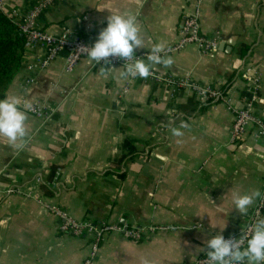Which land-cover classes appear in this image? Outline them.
I'll return each instance as SVG.
<instances>
[{
  "label": "crops",
  "instance_id": "crops-1",
  "mask_svg": "<svg viewBox=\"0 0 264 264\" xmlns=\"http://www.w3.org/2000/svg\"><path fill=\"white\" fill-rule=\"evenodd\" d=\"M43 1L6 0L0 10L20 23ZM196 8L213 51L187 45L150 71L219 89L228 102L125 77L124 67L101 71L88 58L66 71L65 49L43 68L47 49H25L2 99L15 97L21 111L25 97L42 101L50 114L42 122L26 113L16 144L0 137V264H83L87 240L59 232L47 206L96 225L158 228L138 241L103 234L93 264H193L211 236L244 227L263 190L264 140L253 126L234 140L231 109L250 104L264 121V0H55L35 26L95 41L108 16L131 14L143 41L138 56L176 44ZM256 191L239 214L233 193Z\"/></svg>",
  "mask_w": 264,
  "mask_h": 264
},
{
  "label": "built area",
  "instance_id": "built-area-1",
  "mask_svg": "<svg viewBox=\"0 0 264 264\" xmlns=\"http://www.w3.org/2000/svg\"><path fill=\"white\" fill-rule=\"evenodd\" d=\"M54 1L55 0H45L39 3L34 9H31L24 15L20 23L15 24H17L20 30L26 35L25 49H33L37 47H45L47 49L46 57L39 61L40 67L44 68L48 66L56 57L58 52L65 49L68 52V56L66 58L64 67L66 71H71L75 68V66L81 59L88 58L86 53L82 51L81 48L84 46H91L94 41H87L82 37L73 36L67 30H63L58 36L54 37L48 32L36 28L35 22L38 15L42 11V9H44L46 6H49ZM3 2L4 0H0V8ZM199 16L200 14L198 8H196L191 14L187 15L181 25V39L176 44L162 51L160 55L179 51L187 45L196 47L203 54L211 53L216 46V39L208 40L201 35ZM147 55V53H143L138 55L137 57L146 59ZM133 62V60L123 61L118 58H111V63L109 65H105L103 64V62L97 65L101 67L119 66L125 68L126 64H130ZM93 63L95 64V62ZM147 79L168 85L169 87H171L172 92L189 88L199 96L201 102H204L208 99H210L211 102L226 101V98L224 97L221 90L211 87L194 85L188 80L173 79L171 76L161 75L154 71H150V75L147 77ZM25 105H30V109L26 108ZM23 106L24 107L22 108L26 112L36 118H42L44 116H46L47 118L49 117L50 108L46 103L33 104L30 101H24ZM250 106V104H247L244 108L241 109H231L233 114L232 136L236 141H239V139H241L245 135L247 129L251 126L257 129L256 136L264 140V121L257 119L252 114ZM42 119L46 120L45 118ZM47 208L60 220L58 224L59 232L74 237H83L89 242L90 249L88 257L83 262V264H93L96 259V255L99 249V243L102 240L103 234L117 232L131 238L133 241H138L141 240V238L144 237L146 233H154L155 231H158V228L156 227L136 228L128 230L123 227L114 225H96L88 221L77 220L68 215L65 211L58 209L55 206H47ZM262 217H264V185L260 198L253 207L244 227L234 234L225 235V238H238L240 235L248 233L254 222ZM193 264H206L205 254L200 256Z\"/></svg>",
  "mask_w": 264,
  "mask_h": 264
},
{
  "label": "clouds",
  "instance_id": "clouds-1",
  "mask_svg": "<svg viewBox=\"0 0 264 264\" xmlns=\"http://www.w3.org/2000/svg\"><path fill=\"white\" fill-rule=\"evenodd\" d=\"M142 44L136 17L131 14H114L107 17L106 26L98 32L92 45L84 46L81 50L96 65L101 62L109 65L111 58L133 60V63L126 64L122 73L125 77L147 78L153 65L171 63L170 59H164L160 55L163 45L159 43L152 47L147 55L148 63H145L142 58L136 56ZM104 70L106 69L102 66L101 71ZM18 103L15 97L0 99V137L7 138L12 144L22 141L26 136L27 115L25 111L20 110ZM25 107L30 109L31 106ZM173 134L181 135L176 129H173ZM259 195L258 191L251 194L233 193L232 199L237 212L241 215L247 214L254 198ZM197 250L205 253L206 264H264V217L257 219L249 232L238 238H225L218 233L207 239L204 246Z\"/></svg>",
  "mask_w": 264,
  "mask_h": 264
},
{
  "label": "trees",
  "instance_id": "trees-1",
  "mask_svg": "<svg viewBox=\"0 0 264 264\" xmlns=\"http://www.w3.org/2000/svg\"><path fill=\"white\" fill-rule=\"evenodd\" d=\"M25 43L26 35L10 17L0 10V99L3 98L6 87L20 69ZM204 103H211V100L208 99ZM128 149L134 151V149ZM55 170L54 167L51 169L50 179L53 177ZM42 189L45 195H50L44 186H42Z\"/></svg>",
  "mask_w": 264,
  "mask_h": 264
},
{
  "label": "rangeland",
  "instance_id": "rangeland-1",
  "mask_svg": "<svg viewBox=\"0 0 264 264\" xmlns=\"http://www.w3.org/2000/svg\"><path fill=\"white\" fill-rule=\"evenodd\" d=\"M5 1L6 0H4V2H3V4L5 3ZM2 4V5H3ZM24 101H29V99L27 98V97H25V98H23L22 100H21V102H20V104H21V106L22 107H24L23 106V102ZM33 104H44V102H40V101H33L32 102ZM23 111H25L24 109H23ZM26 112V111H25ZM27 114H29L28 112H26ZM30 116H32V117H34L33 115H31V114H29ZM36 118V117H35ZM42 118H45L46 120H48L49 119V117L47 118L46 116H44V117H42ZM42 118H36V119H39L40 121H42V122H44L45 120L44 119H42ZM53 214V213H52ZM57 228H58V225H57ZM87 245H88V250L90 249V247H89V242L87 241Z\"/></svg>",
  "mask_w": 264,
  "mask_h": 264
}]
</instances>
